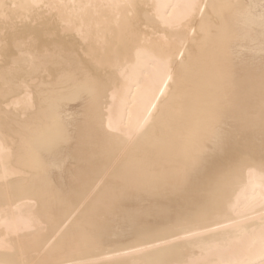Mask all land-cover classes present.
Segmentation results:
<instances>
[{"label": "bare ground", "instance_id": "obj_1", "mask_svg": "<svg viewBox=\"0 0 264 264\" xmlns=\"http://www.w3.org/2000/svg\"><path fill=\"white\" fill-rule=\"evenodd\" d=\"M186 1L0 0V264H264V0Z\"/></svg>", "mask_w": 264, "mask_h": 264}, {"label": "rangeland", "instance_id": "obj_2", "mask_svg": "<svg viewBox=\"0 0 264 264\" xmlns=\"http://www.w3.org/2000/svg\"><path fill=\"white\" fill-rule=\"evenodd\" d=\"M183 1L187 2L186 0H182V2H183ZM183 3H184V2H183ZM183 3H180V4L182 5ZM184 4H185V3H184ZM179 6H180V5H179ZM179 6H178V7H179ZM184 7L187 8V5H184ZM185 8L180 7L179 10L182 9V11H183V10H185ZM168 14H169V13H168ZM167 16H169V15H167ZM53 40H56V39L53 38V37H50V36H48V37L46 38V41H48L49 43L52 42ZM57 48H58V45H57V44H56V45H51V49L56 50ZM180 58H181V56H180L178 59H180ZM50 61H53L54 64H58V63H59V61H54L53 59L50 60ZM29 65H30V64H25V65H24V68H27V69H28V70H27L28 73L31 74V77L27 79V80L29 81V84H30L31 86L34 85L33 83H35V80H37V79H39V78H41V79H45V78H48V77L50 76L49 72L46 71L47 69H51V70L57 72V70H55V68L53 67L52 64H48V63H46V64H40L39 67H38V69L35 68L36 66H35V67H32L31 65H30V66H29ZM17 76H19V75L17 74ZM29 88H30V87H29ZM33 91H34V90H32V89H28V90H26V93L29 94V95H31V94H33V93L35 94V92H33ZM15 123H16V124H15ZM3 124H5V125L10 129V132H11L13 135H22L20 129L18 130V127L15 128V126H16L17 124H19V121L15 120V119H14V120L11 119L10 122L3 121ZM20 124H22V123H20ZM247 175H248V188H247V189H251V184H253L252 182L254 181V178H253V175L250 174V172H248ZM244 202H245V201H244ZM251 204H252V202H251V199L249 198V202H248L247 205H251ZM245 207L247 208V206H244L243 203L240 202V203L237 205V207L235 208V211H236L237 213H242V212H244V208H245Z\"/></svg>", "mask_w": 264, "mask_h": 264}]
</instances>
